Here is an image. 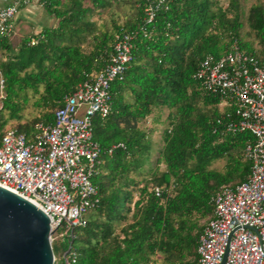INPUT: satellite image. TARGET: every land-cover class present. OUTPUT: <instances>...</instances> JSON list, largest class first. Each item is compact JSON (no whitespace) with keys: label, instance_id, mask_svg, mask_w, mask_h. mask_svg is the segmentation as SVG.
<instances>
[{"label":"trees","instance_id":"16d2710c","mask_svg":"<svg viewBox=\"0 0 264 264\" xmlns=\"http://www.w3.org/2000/svg\"><path fill=\"white\" fill-rule=\"evenodd\" d=\"M39 2L54 26L25 36L16 50L10 38H0V135L12 127L30 136L35 122L53 123L64 97L105 65L115 35H132L128 67L108 89L110 111L92 119L100 146L91 177L96 200L74 230L75 264H150L157 252L164 254L162 264H193L207 222L199 225V219L212 216L221 185L247 178L243 149L252 139L247 131L226 129L236 119L233 108L220 110L221 97L203 91L193 74L205 56H220L233 40L264 60V1L248 9V39L238 0L226 7L218 0H169L150 22L144 0ZM123 3L133 11L119 24L116 9ZM28 105L36 114L22 123ZM162 119L167 124L154 154L151 133ZM216 160H225L222 170L210 167ZM150 185L163 186L160 197Z\"/></svg>","mask_w":264,"mask_h":264},{"label":"built area","instance_id":"2783aa9c","mask_svg":"<svg viewBox=\"0 0 264 264\" xmlns=\"http://www.w3.org/2000/svg\"><path fill=\"white\" fill-rule=\"evenodd\" d=\"M169 0H144L145 21L167 8ZM39 0H0V38L15 35L18 12ZM132 35H115L105 65L78 83L53 113V123H34L33 133L6 127L0 135V184L27 197L52 218L51 229L66 250L57 264H75V229L96 200L91 177L97 172L100 146L93 138L92 119L110 111L108 89L122 79L131 60ZM37 39L31 37L29 44ZM193 77L206 93L232 107L235 120L226 129L247 131L252 139L243 155L250 163L247 178L221 185L212 197L213 213L196 246L193 264H264V60L240 48L235 40L218 57L205 56ZM5 78L0 69V110ZM163 186L150 189L160 197ZM94 200V201H93Z\"/></svg>","mask_w":264,"mask_h":264},{"label":"water","instance_id":"95a60500","mask_svg":"<svg viewBox=\"0 0 264 264\" xmlns=\"http://www.w3.org/2000/svg\"><path fill=\"white\" fill-rule=\"evenodd\" d=\"M51 220L42 207L0 184V264H57L58 249H66Z\"/></svg>","mask_w":264,"mask_h":264},{"label":"rangeland","instance_id":"374dc122","mask_svg":"<svg viewBox=\"0 0 264 264\" xmlns=\"http://www.w3.org/2000/svg\"><path fill=\"white\" fill-rule=\"evenodd\" d=\"M220 3H222L223 6L225 5H228L229 3V0H218ZM260 0H238V12H239V22L241 23L242 25V31H243V37L245 39H248V28H247V22H246V17H247V14H248V9L250 8V6L256 2H258ZM261 1H264V0H261ZM129 2V1H128ZM41 6V5H40ZM226 7V6H225ZM42 8V6H41ZM43 9V8H42ZM133 11L132 9V6H131V3L129 4H125L123 3L122 5H120V7L118 9H116V12H117V15L115 16V19L117 20V22L119 24H123L127 18L129 17V14ZM231 14L228 13V17H230ZM22 20L23 17H22ZM20 24H23V22L21 21ZM110 24V25H109ZM109 26H111V22H109ZM36 28L34 27H28V26H23L21 28L20 31L17 32L16 35H14L11 39H10V43H11V50H16V47L17 45L20 43L21 39L24 38L25 36H29L31 34H33L35 31ZM37 33V32H35ZM0 58H5V53L2 52V50H0ZM31 95V94H30ZM32 101V98L30 99L29 101V104L31 103ZM222 109V106H220V110ZM35 111L34 109L28 105L27 108H25L22 112V116H23V119H22V123H24L25 121L27 120H31L33 118V116L35 115ZM156 114V113H155ZM17 123V121H13V122H10L8 124V126H15ZM166 121L165 120H161L159 122V125L156 126V130H154L152 133H151V138H152V141L154 142V151L153 153L156 154V151H157V147L159 145H161V136H160V129L165 127L166 126ZM224 164H225V160H216L214 161L212 164H211V168H214V169H217V170H222L223 167H224ZM147 178L150 177V174H147L146 176ZM150 189L152 188V186L150 185L149 186ZM137 196H134V198H136ZM208 217H205V218H201L199 219V225H202L204 224L206 221H207ZM164 256V254L160 253V252H157L155 255H153V260H152V263L150 264H162V257Z\"/></svg>","mask_w":264,"mask_h":264},{"label":"crops","instance_id":"0c3cea01","mask_svg":"<svg viewBox=\"0 0 264 264\" xmlns=\"http://www.w3.org/2000/svg\"><path fill=\"white\" fill-rule=\"evenodd\" d=\"M22 17L24 20H22ZM21 21L23 24H20ZM55 19L47 14L39 4L32 3L31 5L25 6L18 12L15 20V35L18 31L21 30L23 26L35 27L36 30L33 31L39 32L44 27H52L55 24ZM159 123H157V126Z\"/></svg>","mask_w":264,"mask_h":264}]
</instances>
